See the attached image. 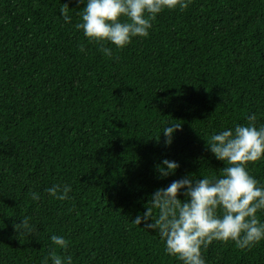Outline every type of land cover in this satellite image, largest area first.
<instances>
[{
    "label": "trees",
    "instance_id": "1",
    "mask_svg": "<svg viewBox=\"0 0 264 264\" xmlns=\"http://www.w3.org/2000/svg\"><path fill=\"white\" fill-rule=\"evenodd\" d=\"M187 2L118 48L75 28L85 6L75 0H0V264H44L50 250L72 264H183L132 220L173 180L219 175L225 164L206 147L214 133L253 114L264 125V0ZM171 123L182 130L166 146ZM164 158L180 167L160 179ZM247 169L264 186V157ZM55 184L71 187L68 199L48 194ZM25 216L32 235L14 228ZM201 253L206 264H264V239Z\"/></svg>",
    "mask_w": 264,
    "mask_h": 264
},
{
    "label": "clouds",
    "instance_id": "2",
    "mask_svg": "<svg viewBox=\"0 0 264 264\" xmlns=\"http://www.w3.org/2000/svg\"><path fill=\"white\" fill-rule=\"evenodd\" d=\"M84 4L75 24L77 30L97 43L109 41L118 48L131 42L132 37H147L152 28L151 21L163 9H187V0H75ZM69 3L61 5L63 19L71 23ZM75 10V9H73ZM127 19H122V18ZM83 52L84 46H80ZM105 55L112 49L102 47ZM247 125H237L214 133L207 141V149L215 158L223 161L215 178H195L193 175L173 180L168 186L158 188L151 194L147 209L135 217L136 225L158 232L166 246V253L178 257L183 264H206L201 249L213 241H234L238 248H249L264 239V223L257 218L258 210L264 209V186L249 174L247 165L264 157V125L257 127L255 114L248 117ZM182 130V124L171 123L163 129L164 143L171 146L174 134ZM159 140V139H158ZM158 178L174 175L179 163L164 158L155 165ZM71 187L55 184L47 189L57 200L68 199ZM183 194L185 199L179 197ZM33 200L39 193L29 191ZM222 213V214H221ZM25 216L15 223L17 233L32 235L34 227ZM52 244L66 249L68 241L62 236L52 235ZM52 264H72L71 256L61 257L50 250ZM45 257L44 264H48Z\"/></svg>",
    "mask_w": 264,
    "mask_h": 264
}]
</instances>
